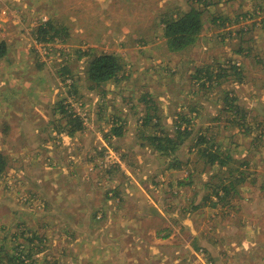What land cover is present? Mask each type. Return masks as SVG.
<instances>
[{"label":"rangeland","instance_id":"374dc122","mask_svg":"<svg viewBox=\"0 0 264 264\" xmlns=\"http://www.w3.org/2000/svg\"><path fill=\"white\" fill-rule=\"evenodd\" d=\"M192 8L203 13V33L171 51L164 22ZM216 17L226 21L213 25ZM49 21L63 29L54 39L40 32ZM2 43V126L26 112L46 131L3 150L11 157L0 178V257L21 250L26 262L17 264H264V0H0ZM101 54L125 63L105 97L87 77ZM209 68L226 76L194 79ZM60 107L82 121L74 137ZM181 122L191 138L171 158L183 167L168 170L146 136L174 137ZM114 124L122 136L111 135ZM203 136L202 148L213 146L224 167L200 155ZM233 174L240 181L218 202L217 187Z\"/></svg>","mask_w":264,"mask_h":264},{"label":"trees","instance_id":"16d2710c","mask_svg":"<svg viewBox=\"0 0 264 264\" xmlns=\"http://www.w3.org/2000/svg\"><path fill=\"white\" fill-rule=\"evenodd\" d=\"M246 18L249 13L245 12L241 14ZM226 20L224 18H213V25L216 22H225ZM165 33L164 37L167 38L168 47L171 51H181L183 49H186L190 46H192L194 43L198 41L200 36L203 33L204 30V21H203V13L196 8H192L189 12L183 13L182 15L178 16L177 19H171L169 22L165 23ZM255 26V24L253 25ZM57 25L53 23V21H49L46 25L40 27V32L43 34V36H47L50 39H54V36L59 35V31L63 30L62 28H59ZM245 27L241 28V32L244 33ZM47 38V39H48ZM49 41V39H48ZM6 54L5 44L2 43L0 45V59L4 57ZM233 68L236 70L235 75L240 76L242 71H238V68L233 66ZM67 70V68L65 69ZM124 71H125V63L120 59L118 56L113 54H101L99 56H94L87 69V77L88 81L90 82V89L93 90H101V95L103 97L106 96V90L102 89L106 84L110 83L111 81H119L124 78ZM203 69L198 71V75L194 77L196 80H205L209 82H213L217 79H220L226 75L215 73L214 71H210V68L204 71V74H201ZM215 79V80H214ZM204 84V83H203ZM205 85V84H204ZM228 97V96H227ZM227 99H230L229 97ZM234 100V99H231ZM232 105V104H231ZM59 109V110H58ZM56 109L57 111H60L62 114H64V117L66 115H69V122L68 125L70 126L67 134L71 136H75V134L78 131H82L83 124L79 116H76L73 112H70L68 110H65L63 107H60ZM152 120V117L148 114L143 122V132L145 135L146 128H149L150 121ZM189 122V120L185 117H182V121ZM182 122L178 125V128L176 129V134L173 136H170L169 134H162L155 136H146L147 139L151 141V145L155 148V151L159 152L161 156L167 157V160L169 161L168 170L171 169H179L181 167V163L174 161L175 159H171L173 154L177 151V149L184 144V140L191 138L192 131H189L188 128H184L182 130L181 127ZM160 126L159 122H156L153 127L156 129V127ZM124 127H120L117 124L113 125L111 135H114L115 137H120L123 135L122 129ZM145 137V136H144ZM209 142L205 136L201 137L197 144H199V147ZM212 148V149H211ZM202 154H200L203 157V153L208 155V163H211L213 165H222L221 167H224L225 162L224 158L220 156L217 150H214L213 146L209 148V151L207 153L208 147L205 146L203 149L201 146ZM10 152L9 153H3L0 151V178H3L4 175H7V172L10 167ZM228 157V156H227ZM183 167V163H182ZM181 169V168H180ZM235 177L230 178V184L229 185H223L221 187H217V201L222 202L226 200V198L230 197V193L232 190L236 188L235 182L238 180L240 181L241 178L236 177L237 175L233 174ZM191 180V179H190ZM182 182H176V184H181ZM169 186L173 187L174 182L170 181ZM220 190L223 191V194H220ZM216 201V203H218ZM214 205V204H213ZM217 205V204H216ZM214 205V206H216ZM30 241V240H29ZM14 248L15 249H18ZM15 252V251H14ZM22 251L20 250L16 254H8V252L5 253L4 256L0 257V264H17L18 262H26V259H22L20 254ZM8 257V259H6ZM31 255L29 256V258ZM25 258V257H24Z\"/></svg>","mask_w":264,"mask_h":264},{"label":"crops","instance_id":"0c3cea01","mask_svg":"<svg viewBox=\"0 0 264 264\" xmlns=\"http://www.w3.org/2000/svg\"><path fill=\"white\" fill-rule=\"evenodd\" d=\"M27 89L30 90V88H28V87H27ZM10 102L12 103V101H10ZM2 106H3V98L0 97V123L2 121L1 120V111H2L1 109H2ZM21 112H23V111H21ZM12 114H14V113L9 114V116L6 119V121L8 122V127L9 128H7V129L5 128L4 129L3 126H2V123L0 124V151L1 152H3L4 148L9 143H11L10 145H12V146L18 147L21 141L22 142L25 141L24 137H23V133L30 132L31 136L34 137V136H36L37 132L44 133L46 131L45 127H42V126L36 124L35 121L33 120V116L27 115L26 112L23 113L21 116H18L17 113L14 114V115H12ZM47 116H48V113H47ZM15 117L16 118L18 117L19 120L22 121V123H24L26 125H22V123L19 124V125L16 124L17 122L15 123ZM31 117H32V119L29 120L28 118H31ZM51 124H52L51 122H48V125H51ZM51 128L52 127H47V129H49V130H51ZM27 141H28V139H27Z\"/></svg>","mask_w":264,"mask_h":264}]
</instances>
